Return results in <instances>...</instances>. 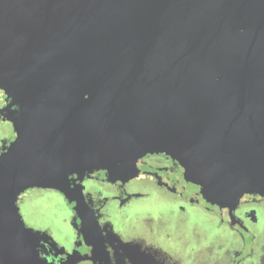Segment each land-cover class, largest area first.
Wrapping results in <instances>:
<instances>
[{
  "label": "water",
  "instance_id": "obj_1",
  "mask_svg": "<svg viewBox=\"0 0 264 264\" xmlns=\"http://www.w3.org/2000/svg\"><path fill=\"white\" fill-rule=\"evenodd\" d=\"M0 91V264H110L81 181L146 155L208 205L264 197V0H0ZM29 189L72 205L89 254L24 224Z\"/></svg>",
  "mask_w": 264,
  "mask_h": 264
},
{
  "label": "flooded vegetation",
  "instance_id": "obj_2",
  "mask_svg": "<svg viewBox=\"0 0 264 264\" xmlns=\"http://www.w3.org/2000/svg\"><path fill=\"white\" fill-rule=\"evenodd\" d=\"M4 106V96L0 91V109ZM3 125H8L10 132ZM0 137H3L0 146L1 152L14 138L9 123L0 121ZM138 168L141 173L124 184L106 182L103 179V172L93 173L89 178H84L81 181L83 196L87 205L94 211L110 264H179V257L161 248L158 240L153 236L152 220L146 219L143 226L137 229L116 227L112 220V217L116 216L122 221L124 210L132 199L143 200L144 196L141 197L138 190H149L153 187L168 194L169 203L174 209L176 208L175 213L178 212L176 214L179 222H183L186 212L194 208L208 215L210 222L216 229L222 230L228 242L233 240L236 242V249L232 253H227L228 264H241L254 256L255 249L260 245L261 239L257 237L254 230L255 216L258 210L264 209V197L244 195L233 210L220 209L216 205L211 206L203 201L199 194V188L185 182L182 177V168L165 155H146L139 160ZM89 185L92 188L87 189ZM101 185L109 189L102 192L100 191ZM135 185L138 186L135 187ZM41 190L51 191L43 189L26 191ZM53 192L63 200L70 215L69 224L74 235V242L68 253L75 250L81 255L89 254L90 248L84 245L79 233V221L72 210V205H68L62 195ZM246 246L248 248L245 252Z\"/></svg>",
  "mask_w": 264,
  "mask_h": 264
},
{
  "label": "rangeland",
  "instance_id": "obj_3",
  "mask_svg": "<svg viewBox=\"0 0 264 264\" xmlns=\"http://www.w3.org/2000/svg\"><path fill=\"white\" fill-rule=\"evenodd\" d=\"M2 139L0 137V146ZM100 187L102 192L109 189L104 185ZM90 188L91 185L87 186ZM138 191L141 197L144 196L143 200L132 199L124 210L122 221L112 217L116 227L137 229L149 219L158 244L179 257V264H228V254L236 249V242H228L222 230L210 222L208 215L192 208L186 212L185 220L179 222L178 212L175 213L176 208L169 203L167 193L156 187ZM18 209L27 227L45 232L66 252L71 250L74 235L69 224L70 215L59 195L53 191H26L19 197ZM255 217L254 230L261 238L260 245L254 256L241 264H264V209L258 210Z\"/></svg>",
  "mask_w": 264,
  "mask_h": 264
},
{
  "label": "crops",
  "instance_id": "obj_4",
  "mask_svg": "<svg viewBox=\"0 0 264 264\" xmlns=\"http://www.w3.org/2000/svg\"><path fill=\"white\" fill-rule=\"evenodd\" d=\"M3 127H5V128L7 127V130L10 132V128H9L8 125H7V126H4V125H3Z\"/></svg>",
  "mask_w": 264,
  "mask_h": 264
}]
</instances>
